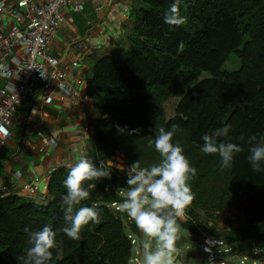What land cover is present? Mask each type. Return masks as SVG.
<instances>
[{"label":"trees","instance_id":"1","mask_svg":"<svg viewBox=\"0 0 264 264\" xmlns=\"http://www.w3.org/2000/svg\"><path fill=\"white\" fill-rule=\"evenodd\" d=\"M142 2L145 6L132 18L127 52L98 58L87 81L88 97H99L87 158L97 166L103 161L110 178L86 181L85 186L96 187L89 189L90 198L81 206L95 205L101 223L86 225L79 240L57 232L49 264H132V240L137 242L142 234L113 205L125 199L132 163L139 160L141 167H150L160 162L154 147L156 129L171 130L173 124L178 125L173 142L180 143L197 170L189 182L195 199L181 228L197 243L203 235L221 237L202 221H217L227 209H235L240 219L230 221L222 236L233 248L231 254L253 255L264 249V162L254 173L248 161V138L264 135V0H180V14L187 17L180 26L164 22L174 0ZM180 42L183 51H178ZM233 53L240 68L223 70ZM204 72L210 77L200 80ZM171 99L179 101L175 116L166 120L165 104ZM226 124L232 125L230 142L243 151L230 168L221 170L219 155L200 148L204 134ZM121 155L125 168L118 166ZM69 171L62 166L51 173L45 203L6 193L0 198V264H23L31 246L26 227L39 231L50 224L55 231L65 226L60 205Z\"/></svg>","mask_w":264,"mask_h":264},{"label":"clouds","instance_id":"2","mask_svg":"<svg viewBox=\"0 0 264 264\" xmlns=\"http://www.w3.org/2000/svg\"><path fill=\"white\" fill-rule=\"evenodd\" d=\"M180 0H174L164 17V22L172 26H180L187 22V17L180 14ZM184 44L180 42L178 51H183ZM10 71L6 64H0V77L8 78ZM118 131L124 129L117 126ZM231 124L217 128L211 134H204L200 151L205 154H218L221 158V170L230 168L234 156L243 151L236 143L230 142ZM139 132V129L133 130ZM178 131V125L173 124L171 130L164 127L156 129L154 139L155 150L160 154L158 164L141 167L136 161L127 169L128 189L125 199L119 205V210L127 214L134 221L142 234L138 238L142 259L140 264H182L179 260V250L176 242L181 238L180 221L187 222L189 217L186 209L195 199L190 181L197 175L189 159L184 155V149L179 142H173ZM244 139L243 136L240 137ZM195 143V141L193 142ZM250 155L248 161L252 171H261L264 162V135L256 134L248 138ZM153 147V141L149 142ZM110 178V171L103 161L97 166L84 154L79 156L78 162L70 167L64 186L67 193L62 196L61 209L65 226L53 230L50 224L42 230L24 231L29 235L31 245L23 264H49L53 261L52 249L57 247V232L66 234L73 240L81 238L82 229L90 222L101 223V212L95 205L81 206L82 202L90 198L89 189L96 187L86 181ZM133 260V259H132Z\"/></svg>","mask_w":264,"mask_h":264},{"label":"crops","instance_id":"3","mask_svg":"<svg viewBox=\"0 0 264 264\" xmlns=\"http://www.w3.org/2000/svg\"><path fill=\"white\" fill-rule=\"evenodd\" d=\"M1 1L16 4V0ZM144 6L142 0H103L101 4L99 0H86L83 13H68L66 25L50 45V52L70 72L76 98L55 91L44 100L39 87L19 107L12 136L0 150V193L6 188L7 196L18 195L45 203L48 191H41L40 195L46 197L41 200L39 196H27L23 185L40 177L43 186L51 170L74 166L81 154L88 156L92 124L99 116V97H88L87 81L98 58L124 56L133 33L132 18ZM5 20V16H0V22ZM74 62L79 66L74 67ZM29 127L34 132L28 131ZM88 127L92 129L86 131Z\"/></svg>","mask_w":264,"mask_h":264},{"label":"built area","instance_id":"4","mask_svg":"<svg viewBox=\"0 0 264 264\" xmlns=\"http://www.w3.org/2000/svg\"><path fill=\"white\" fill-rule=\"evenodd\" d=\"M99 1L101 4L103 0ZM85 8L86 0H16L15 6L0 0V16L6 18L0 22V64H6L10 71L8 78L0 77V150L12 136L19 107L39 87L44 100L55 91L76 98L77 90L70 81V72L63 69L59 58L51 54L50 45L66 25L68 13L80 14ZM100 9L101 6L96 8L97 11ZM73 66L78 67V62H74ZM90 129L88 127L86 131ZM27 130L34 132L35 129L29 127ZM37 134L42 135L41 132ZM48 141L44 139L45 143ZM54 170L49 172V177ZM41 181L40 177H35L32 182L24 184L22 190L27 196H39L41 200H46L40 194L42 190L48 191V182L42 186ZM6 192L7 189L3 188L0 198ZM113 206L119 210L118 205ZM199 240V250L205 256L206 264H226L225 256H232L233 248L222 238L203 235ZM263 250L243 255L240 264H245L248 259L260 260ZM138 261L132 260L135 263Z\"/></svg>","mask_w":264,"mask_h":264},{"label":"rangeland","instance_id":"5","mask_svg":"<svg viewBox=\"0 0 264 264\" xmlns=\"http://www.w3.org/2000/svg\"><path fill=\"white\" fill-rule=\"evenodd\" d=\"M241 63L239 58L237 57V55L235 53H233L230 58L228 59V61L225 63L223 70L232 72V71H236L240 68ZM210 74L204 72L201 77L199 78L201 79H205V78H209ZM179 99H171L170 101H168L165 104V119L169 120L170 118L175 116V110L177 107ZM127 161L125 160L124 156L121 155L118 157V166L121 167H127ZM126 191H124V195H125ZM201 214L203 215L204 213L201 212ZM203 219V218H202ZM240 219V215L238 213V211H235V209H227L223 215L221 216L220 219H218L216 221L215 220H206L204 219L202 222H204L205 224H207L209 227H215V233L219 234V238H222V236H224L225 232L227 230H229L230 224L232 222H235L237 220ZM180 239L176 242V247L179 250V258L181 260H183L186 263L189 264H206L205 263V257L203 255V253L199 250V246L197 241L193 242L191 239L194 237V235H192L190 232H188L187 230H185L184 228L180 229ZM134 248H133V255H132V259H138L140 258L141 255V251H140V247L138 242L134 241ZM262 255V258L260 257ZM226 258V264H240L241 261L243 260L244 256L242 255H233L230 256L229 258L227 256H225ZM260 260H245V264H264V250L260 253L259 255ZM253 258V257H251ZM132 264H139V263H135L132 262Z\"/></svg>","mask_w":264,"mask_h":264},{"label":"water","instance_id":"6","mask_svg":"<svg viewBox=\"0 0 264 264\" xmlns=\"http://www.w3.org/2000/svg\"><path fill=\"white\" fill-rule=\"evenodd\" d=\"M141 259H142V255H140V258H139V261H138L139 264H140ZM180 261H182V260H180ZM182 264H189V263H185V262L182 261Z\"/></svg>","mask_w":264,"mask_h":264},{"label":"flooded vegetation","instance_id":"7","mask_svg":"<svg viewBox=\"0 0 264 264\" xmlns=\"http://www.w3.org/2000/svg\"><path fill=\"white\" fill-rule=\"evenodd\" d=\"M180 259V258H179ZM181 260V259H180ZM183 261V260H182ZM184 262V261H183ZM186 263V262H185Z\"/></svg>","mask_w":264,"mask_h":264}]
</instances>
